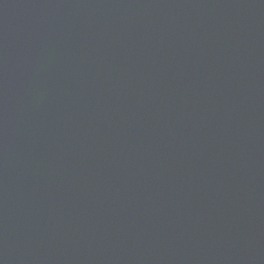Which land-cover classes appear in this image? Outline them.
<instances>
[{
	"label": "water",
	"instance_id": "water-1",
	"mask_svg": "<svg viewBox=\"0 0 264 264\" xmlns=\"http://www.w3.org/2000/svg\"><path fill=\"white\" fill-rule=\"evenodd\" d=\"M0 264H264V0H0Z\"/></svg>",
	"mask_w": 264,
	"mask_h": 264
}]
</instances>
